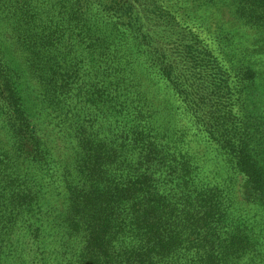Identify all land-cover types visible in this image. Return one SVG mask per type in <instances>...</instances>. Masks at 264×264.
I'll return each instance as SVG.
<instances>
[{
	"label": "trees",
	"instance_id": "1",
	"mask_svg": "<svg viewBox=\"0 0 264 264\" xmlns=\"http://www.w3.org/2000/svg\"><path fill=\"white\" fill-rule=\"evenodd\" d=\"M0 264H264V0H0Z\"/></svg>",
	"mask_w": 264,
	"mask_h": 264
},
{
	"label": "rangeland",
	"instance_id": "2",
	"mask_svg": "<svg viewBox=\"0 0 264 264\" xmlns=\"http://www.w3.org/2000/svg\"><path fill=\"white\" fill-rule=\"evenodd\" d=\"M171 98V97H170ZM171 100H173V99H171Z\"/></svg>",
	"mask_w": 264,
	"mask_h": 264
}]
</instances>
